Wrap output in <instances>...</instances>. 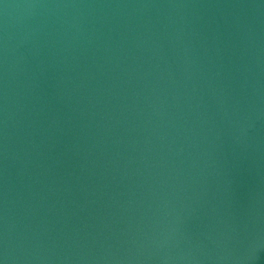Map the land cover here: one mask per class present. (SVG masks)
Wrapping results in <instances>:
<instances>
[{"label":"water","instance_id":"95a60500","mask_svg":"<svg viewBox=\"0 0 264 264\" xmlns=\"http://www.w3.org/2000/svg\"><path fill=\"white\" fill-rule=\"evenodd\" d=\"M0 264H264V0H0Z\"/></svg>","mask_w":264,"mask_h":264}]
</instances>
